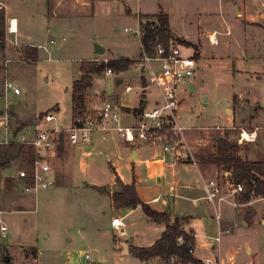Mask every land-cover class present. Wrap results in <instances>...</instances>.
Segmentation results:
<instances>
[{
    "label": "rangeland",
    "instance_id": "1",
    "mask_svg": "<svg viewBox=\"0 0 264 264\" xmlns=\"http://www.w3.org/2000/svg\"><path fill=\"white\" fill-rule=\"evenodd\" d=\"M0 10L15 15L21 23L22 31L31 30L34 32L33 42L37 44L44 43L43 36L49 40L55 37V42L49 44L52 51V60H47V54L39 49V59L28 62L22 59L20 54L23 45H16L12 40L6 39V42H0V96L5 99V91L3 90V81L13 82L19 86L22 94L14 96L10 90L6 96L10 104L14 103V112L12 113L11 106L8 109L11 115V127L13 130L22 128L24 125L31 123L33 119H40V114L45 111H53L54 107L59 110L55 111L57 120L51 123H40L38 125L29 126L31 130L22 129V132H27L31 135L35 132L32 129H54L56 127L69 128L73 125V82L81 75L80 65L83 60H88L93 57L96 52V45L102 42V38H95L91 35L92 17L89 16H74L70 22L63 21L64 25L57 26L63 29V33L47 32V27L53 25L54 20L47 17L53 16L51 8H47L49 4H55V0H37L36 6H32V0H0ZM26 1V2H25ZM149 4L148 10L155 7V1H147ZM188 0H171L170 5L175 10L172 15L173 25L178 27L182 19L187 23L197 20V12L194 7L187 9ZM8 4L10 8L5 6ZM44 4V5H43ZM42 6L47 12L41 13ZM47 6V7H46ZM187 10V11H186ZM186 13V14H185ZM54 17V16H53ZM65 17V16H63ZM153 17H142L141 21H151ZM96 23L103 24L102 19L97 18ZM194 23V22H193ZM135 16H126L119 18L113 27L115 28L114 37L104 42L108 48L112 49L114 55H132L137 53L140 47V38L137 34L125 31V27H137ZM126 25V26H125ZM6 23V33H7ZM136 35V36H135ZM8 36V34H7ZM218 36V34H217ZM14 39L13 36H9ZM51 37V38H50ZM64 37V39H63ZM222 36H220L221 40ZM203 39V38H202ZM183 40V39H181ZM207 52L200 62V69H197L193 77L194 88L188 90L187 84H182L178 88L181 104L179 107V115L181 124L187 130V142L191 145V158L199 160L203 155L215 152L217 147V136H225L229 133V138L239 145L238 153L243 158L264 160V110L261 108L264 105V75L263 79H257L256 76L245 72L250 70L244 59L238 58L237 47L232 43L229 47L230 57H218L213 53H219L223 49V43L212 46L208 39H204ZM20 43L31 42L20 36L17 38ZM109 41V42H108ZM187 41V40H185ZM177 42V41H176ZM178 43V42H177ZM179 44V43H178ZM107 48L105 55H113ZM181 52L184 55H191L193 48L185 45H180ZM104 54L97 53V61H108ZM141 55V51L137 58ZM95 56V57H96ZM112 59V58H111ZM94 60V59H90ZM240 71H235L234 66H238ZM24 69V70H23ZM4 75L7 79L4 80ZM140 73L133 67H130L125 72L117 73L116 75H108L106 72L94 77V85L87 91V103L89 106L95 104L99 106L104 100L109 97L113 99L111 93L114 91H124L125 83H130L133 86H140ZM124 79L122 85L116 84L117 78ZM248 92L250 97L257 96L261 102L253 104L246 103L244 106H239L234 95L240 92ZM151 104L158 97V91L155 86L149 88ZM139 89L135 88L132 96L137 95ZM109 98V99H110ZM247 105V106H246ZM228 107V110H226ZM234 110V112L232 111ZM51 110V111H50ZM56 110V109H55ZM255 113V115H253ZM256 113L258 114L256 116ZM235 114V118L233 117ZM16 115H21L27 120L25 122L16 118ZM219 126V127H218ZM2 133L4 130L0 128ZM252 130L257 131V139L254 142L240 139L242 133ZM208 134L205 135L204 133ZM11 137L13 133L11 131ZM4 140L5 135L1 136ZM66 144L70 145L67 141ZM224 172L221 171V176ZM72 182L66 185H56L49 189H41L36 193V203L33 202L32 209L34 211H24L16 214V226L21 228L37 227L39 231V251L40 264H59L63 262L62 254L67 244L71 241V237L80 236L77 231L82 233L89 232L95 234L101 233L102 245L98 255V259L105 257L108 259V264H138V262L130 256H124L118 249H114L113 238L114 234L119 236V232H114L108 227V221L111 217V211L107 207H103L106 213L103 214L98 207L96 201L85 200L83 188L78 184L85 179L83 174L72 175ZM54 192V193H53ZM52 193V194H51ZM241 194V193H240ZM240 194L236 198L240 197ZM107 199L102 203L106 204ZM251 202V203H250ZM209 203V202H208ZM243 209L240 211L241 218L235 219V212H238L231 203L223 202L219 205V210L222 214V221L225 222L231 217L234 218V229L230 234L226 232L222 235V251L223 257L226 260L225 264H264V222L260 218H256L251 225H246V214H254V205L264 206V195L253 196L248 202H241ZM211 204V203H209ZM212 205V204H211ZM213 206V205H212ZM240 207V206H239ZM144 217L137 224L139 230L138 238H142L140 243H149V236L152 232L155 223L140 211ZM138 213V217L140 214ZM215 211L209 218L202 217L201 221L197 222L198 232L202 235L198 238L199 248L198 253L210 254L212 248L210 244L214 242L209 235L217 234V223L215 219ZM261 216L264 218V210L261 211ZM244 215V217H243ZM7 224V223H6ZM188 225V224H187ZM19 229L21 230V228ZM7 225V230L8 229ZM98 228L100 230H98ZM46 234L50 237L46 238ZM139 241V240H138ZM90 242L80 241L79 248H89ZM121 249V247H120ZM251 249V253L248 252ZM27 256L35 257V251L27 250ZM200 255V254H199ZM233 255V260L230 258ZM5 264L6 258L9 256L5 251L2 252ZM123 257V259H121Z\"/></svg>",
    "mask_w": 264,
    "mask_h": 264
},
{
    "label": "crops",
    "instance_id": "2",
    "mask_svg": "<svg viewBox=\"0 0 264 264\" xmlns=\"http://www.w3.org/2000/svg\"><path fill=\"white\" fill-rule=\"evenodd\" d=\"M36 1L37 0H32V6H36ZM147 1L149 2V0H55V4H49L48 7L46 6L47 8L52 9L54 17H47V12H43V10H45L43 7L45 6H42L41 13L45 14L48 19L54 20L53 25L51 26L48 24L47 27V32H52L54 34L55 32L63 33V29L58 28L57 26L64 25V20L70 22L72 20L71 18L74 16L81 15L92 17V25L94 27L90 31L91 35L95 38H102V42L98 44L104 48L102 54L105 55L108 46L104 42L115 36V34H113L115 32L113 25L119 18L126 17L127 15H134L135 20L137 21L136 25L138 26L140 18L155 16L160 12H164L170 17L173 38L187 40L192 44L190 46L193 48L191 55H195L196 53L199 54V69L201 67V60L207 55L204 39H208V42L212 46L219 45L221 42L223 43L222 51L219 53H213L214 56L218 57L232 56L229 47H231V44L233 43L237 47L235 52L238 54L235 59H244V62L250 69L245 70V72H250L249 74L256 76L257 79H263L264 0H188L187 9L194 7L197 12V20L193 21L194 23H189L187 18L186 23L185 20L182 19V22L178 27L173 25L172 15L175 10L170 5L171 0H150L156 2L155 7H152L153 9L151 10L147 9L149 6ZM5 6L7 9L10 8L8 4ZM97 18L102 19L103 24L100 25V23H96ZM10 19H16L17 32L9 33L7 30L6 39L12 40V43L14 44L20 36L26 40H31V42L20 43L17 41L19 44L23 46H36L39 49H42L40 47L41 45L50 44V40L55 41V37H50L51 39L47 40L46 36H43L45 42L40 43L37 46V44L32 41L34 38V32L31 30L22 31L21 23L18 18L15 15H11L8 10V12H6L7 25L9 24ZM214 32H217L218 34L217 44H212L209 40V36ZM9 36H13L14 39H11ZM220 36H222L221 40ZM55 42L57 43V41ZM108 49L113 55L105 56L110 59L120 56L134 57L141 51V39L137 53L132 55H114L112 49ZM97 53L96 50L93 57L88 60L98 59L96 56ZM20 54L23 59L21 50ZM239 66V64L238 66H234V70L240 71L241 69L238 68ZM4 77V80H6L7 76L4 75ZM123 82L124 79L118 77L116 84L120 86ZM139 83L140 85H143L146 84V81L140 79ZM127 85L133 86L130 83H125V87ZM125 87L122 92L114 91L111 93L113 97L112 100L118 102L124 110L137 108L141 105L152 106L159 101L158 94V97L152 101L153 104L150 103L151 98L148 97L150 94L149 89L147 94H142L143 92L139 89V86H133L134 89H139V93L132 96L134 89L128 93L125 91ZM187 87L188 90L194 88L193 78L189 81ZM14 96L19 95L14 94ZM234 96V101L236 100L239 106H244L246 103L253 106V104L261 102L259 97H250L248 92L242 91L239 94L235 93ZM87 101L86 96L87 108H97L101 106V104L99 106L95 104L89 106ZM7 105L8 108H6ZM10 106V111L13 113L15 104L12 103L9 105L6 96L5 99H3V96H0V113L8 112L7 110L10 109ZM261 108L264 110V105H262ZM226 110H228V107H226ZM232 111L234 112L233 109ZM253 115H255V113H253ZM257 115L258 114L256 113V116ZM9 116L11 126V115ZM233 117L235 118V114H233ZM16 118L23 122L27 120L25 117H21V115H16ZM36 121L40 124V119H33L31 123L22 126L19 130H31L29 129V126L38 125L34 123ZM122 122L124 124H130L132 122V116L123 114ZM0 128L4 130V133L0 130V224H4L6 229L7 225L9 227L6 237L1 236L0 233V251H5L9 254L6 258L5 264H40V251L38 248L39 231L37 230V227L23 229L20 226H17L14 230L17 218L15 215L24 211H34L32 209V204L33 202L36 203L37 192H24L17 178L18 170L24 165L25 160L28 161L31 156L27 154L24 155L25 149L23 148L22 151V145L17 142L11 144L3 143L7 137L12 138L11 131L14 135V133L19 130H13L11 127L9 134H7L4 127L0 126ZM251 132H254L257 137V131L252 130ZM3 134L5 135L4 140L1 138ZM204 134L207 135L208 133L205 132ZM219 138L220 137L217 136V139ZM164 140L170 141L171 138L170 136H166ZM66 141L67 139H65V142ZM65 142L60 148L62 149L61 152L58 146L56 154L51 158V174L55 179L53 186L58 184L66 185L72 182V175L76 176L83 174V176H85V179L78 183L83 188L85 200L91 199L96 201L103 214L106 213V210L103 207L110 209L112 215L108 221V227L118 233L119 231L113 229L111 220L114 217H122L124 219L126 234L121 235L118 233V236L113 233L115 235L113 238V245H115L114 249H118L124 256L132 257L138 262V264H161L160 258L141 261L131 252V248L148 247L152 245L166 230V223H159L150 219L155 223L149 236L151 241L145 244L140 243L142 238H138L137 236L139 230L137 224L143 219L142 217H144L140 211L143 213L144 211L141 207L135 209L116 208L114 205L112 194L118 189L117 180L121 179L125 184H134L140 198L145 203H148L151 207L160 212L169 211L172 213V221L176 216L188 217V222L185 227L186 230H192L195 233V256L201 260L212 257L216 259L219 264H225L226 260L223 257L222 244H220L222 241V235L225 232L221 235L219 243H215L213 238L219 234L221 229L227 230L228 232L226 233L230 234L235 228L234 222H232L234 218L231 217L225 222L221 219V222L219 223L215 217L218 229L216 235H209L214 242L210 244L212 250L208 255L201 253V251L200 253L197 252L199 248L198 238L202 235V233L198 232L197 222L201 221L204 216L205 218H209V216L212 215V211L216 212V207L213 204V206L209 204L210 202L208 203L204 198V181L215 177L220 180H224V178L230 179L229 171L224 172L216 164L205 163L201 160V157L196 163L189 161L172 162L174 157L163 153L161 148H153L149 146L134 147L130 143L124 141L115 131L96 130L92 132L90 142L75 146L70 143V145H68ZM253 161L256 160L254 159ZM221 171L224 172L222 176ZM103 187H106L108 192L103 193L99 191V188ZM105 199L108 200L106 204L102 203ZM243 207L247 206L242 205L236 208L238 209V212H235L236 220L242 218V215L240 216V211ZM254 207L255 212L253 214L252 223L256 218H260L261 221L264 222V218L261 216V211L264 210V206L260 204L259 206L254 205ZM138 213H141L140 217H138ZM242 219L244 220V218ZM245 223L247 226L252 224ZM98 230L100 229L98 228ZM77 233L81 235H76V237L72 236L70 238L72 242H69L64 249L62 254L63 262H60L59 264H83L82 254L84 248L78 247L80 241L90 242V247L85 248V250L92 251L95 256L98 255L101 245L104 243L101 233H82L81 230L77 231ZM45 237L49 238L50 235L46 234ZM214 243L215 246L213 245ZM27 250L35 251V257L27 256ZM248 252L251 253V249H248ZM230 258L232 259L233 255H230ZM121 259H123V257H121ZM101 260L108 262V259L105 257H101ZM51 264H54V262ZM248 264L253 263L248 262Z\"/></svg>",
    "mask_w": 264,
    "mask_h": 264
},
{
    "label": "built area",
    "instance_id": "3",
    "mask_svg": "<svg viewBox=\"0 0 264 264\" xmlns=\"http://www.w3.org/2000/svg\"><path fill=\"white\" fill-rule=\"evenodd\" d=\"M13 20L10 19L7 26L9 33H16L17 27H13ZM156 21L155 18L151 22ZM17 25V24H16ZM126 32L137 34L140 39L142 36V24L133 28H125ZM212 44L218 43L217 32L209 36ZM50 40V44H54ZM18 45V42L15 41ZM42 50L47 54V59L52 60V52L49 44L41 45ZM142 55L135 58L131 67L138 70L140 79L145 80L146 84L140 85L139 89L147 94L151 86L157 88L159 101L152 106H139L130 110H124L118 102L106 99L97 108L77 107V114L73 117V125L69 128L56 127L54 129H36L33 135L19 130L15 132L12 138H6L3 143L11 144L17 142L33 151L32 158L25 160L24 165L18 170L17 178L21 184L22 190L26 193H35L41 189H46L54 185L55 179L52 177L51 158L56 154L60 144L68 139L71 145H79L91 141V134L96 130L115 131L126 142L134 147L149 146L161 148L163 153L172 155V162L189 161L187 160L191 152V145L187 142V128L181 124L179 107L181 100L179 98L178 88L182 84H189V81L195 76L199 69L198 59L195 55H184L181 52L180 45L172 40L168 46L157 44L153 51H147L142 47ZM108 75H115L112 70H107ZM133 86L127 85L126 92H131ZM12 90L15 95H20L21 89L13 82L6 80L4 91L7 96ZM8 108V105L6 106ZM123 114L132 116L130 124L122 122ZM57 120L55 110L48 112L40 123H51ZM0 126L4 127L9 134L11 129L10 116L8 112L0 113ZM219 127V126H218ZM250 136H244L243 141H255L256 134L249 132ZM254 135V136H253ZM170 136L171 140L166 141L164 138ZM189 162H197V159L191 158ZM171 164V163H169ZM230 173V172H229ZM220 180L217 177L209 178L204 181V198L216 207L215 217L220 223L222 214L219 210L220 203L229 202L235 208L243 204L238 201L236 196L244 190L241 183H236L231 178ZM113 229L119 231L121 235L126 234L125 222L122 217H114L111 220ZM227 230L221 229L219 234L213 239L220 242L221 235ZM1 236H7V229L4 224H0ZM183 242V238L179 237ZM215 243L213 244L215 246ZM195 254L194 250H191ZM83 264H108L106 261L98 259L92 251H83ZM1 261V260H0ZM3 262V261H1ZM204 264H219L212 258L202 259ZM3 264V263H0ZM161 264H187L181 261L177 256H171L167 260H161Z\"/></svg>",
    "mask_w": 264,
    "mask_h": 264
},
{
    "label": "trees",
    "instance_id": "4",
    "mask_svg": "<svg viewBox=\"0 0 264 264\" xmlns=\"http://www.w3.org/2000/svg\"><path fill=\"white\" fill-rule=\"evenodd\" d=\"M156 19V21H141L142 24V47L147 51H153L157 44L168 46L172 40H175L179 45L190 47L192 44L181 39H174L171 32L170 17L164 12H160L155 16H149ZM6 40V15L4 10H0V42ZM23 59L32 62L39 59V48L36 46L24 45L21 48ZM141 50V55H142ZM195 57L198 59L199 54ZM134 58L128 56H120L109 59L108 61L97 60H83L80 65L81 75L73 82V115L77 114V107L86 110V94L87 91L93 87L94 77L107 70H112L114 73L127 71ZM56 109V110H55ZM51 110L58 111V107ZM50 110V111H51ZM49 111L42 112L40 118L42 119ZM20 129V128H19ZM17 129V130H19ZM216 151L207 155L201 156V160L205 163L216 164L224 172L229 171L231 178L236 183H241L244 190L240 194L238 201L248 202L253 196L264 195V161L250 160L243 158L238 153L239 145L229 138V133L221 136L216 140ZM62 144L59 145L61 152ZM24 155H30L32 158L33 151L31 148H26ZM118 189L113 192L112 198L116 208H138L152 221L159 223H166V230L161 236L148 247H132L131 252L137 256L141 261H149L152 258H160L167 260L171 256H177L181 261L187 264H204L201 259L195 256L191 250L195 251L196 236L192 230H186V223L188 217L176 216L172 221V213L169 211L160 212L148 203H145L139 196L136 186L134 184H125L121 179L117 180ZM99 191L108 192L106 187L99 188ZM247 223L251 224L253 221V214L247 215ZM179 237L183 238V242L179 241ZM0 260L4 261L2 252L0 251Z\"/></svg>",
    "mask_w": 264,
    "mask_h": 264
},
{
    "label": "water",
    "instance_id": "5",
    "mask_svg": "<svg viewBox=\"0 0 264 264\" xmlns=\"http://www.w3.org/2000/svg\"><path fill=\"white\" fill-rule=\"evenodd\" d=\"M96 50H97V52L100 53V54H102V53L104 52V48H103L101 45H99V44L96 45ZM34 123H35V124H38L39 122L36 121V122H34Z\"/></svg>",
    "mask_w": 264,
    "mask_h": 264
},
{
    "label": "bare ground",
    "instance_id": "6",
    "mask_svg": "<svg viewBox=\"0 0 264 264\" xmlns=\"http://www.w3.org/2000/svg\"><path fill=\"white\" fill-rule=\"evenodd\" d=\"M16 21L13 20V27L16 28ZM244 136H250L249 133L247 131H244Z\"/></svg>",
    "mask_w": 264,
    "mask_h": 264
}]
</instances>
